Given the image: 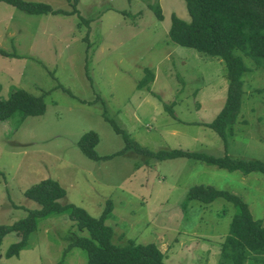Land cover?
<instances>
[{"label": "rangeland", "instance_id": "rangeland-1", "mask_svg": "<svg viewBox=\"0 0 264 264\" xmlns=\"http://www.w3.org/2000/svg\"><path fill=\"white\" fill-rule=\"evenodd\" d=\"M25 1L72 10L66 0ZM150 4L161 7L164 21ZM77 9L73 15H31L0 3V49L20 56L0 54V99L22 89L46 104L42 116L23 119L17 113L0 121V226L37 210L26 190L54 179L67 193L60 200L64 206L99 218L106 202H113L106 223L115 243H156L166 264H220L237 209L221 198L202 204L187 195L200 185L228 191L264 223V175L187 158H151L128 147L102 114L144 150L264 161V70L245 75L238 123L226 143L206 126L227 99L225 63L169 38L172 14L191 20L184 0H79ZM146 69L154 74L149 84L143 83ZM90 131L99 135L96 152L113 157L94 161L81 152L77 143ZM36 221L29 249L19 257L6 254L20 236H5L0 264L87 263L82 249L70 247L68 236L85 232L69 211Z\"/></svg>", "mask_w": 264, "mask_h": 264}, {"label": "trees", "instance_id": "trees-1", "mask_svg": "<svg viewBox=\"0 0 264 264\" xmlns=\"http://www.w3.org/2000/svg\"><path fill=\"white\" fill-rule=\"evenodd\" d=\"M66 1L72 7V10H67L68 12L52 8L48 4L25 0H0V3L31 15L77 14L79 0ZM184 1L191 20L188 22L172 14L169 38L180 46L194 49L202 55L225 63L229 83L227 99L214 122L206 126L215 129L227 143L229 136L234 134V124L238 123L245 94V75L254 70H264V0ZM150 8L159 21H164L159 5L150 4ZM0 54L4 57L20 58L19 55L9 54L1 49ZM244 58L251 60L253 66L249 67ZM153 80V72L146 69L143 83L149 84ZM45 112V102L22 89H14L8 99H0V121H7L17 113L25 119L42 116ZM102 117L117 133L123 134L128 147L135 146L139 152L159 161L187 158L229 172H241L245 176L251 173L264 175V161L261 160L233 158L228 155L214 157L182 150L160 152L144 150L137 143L130 141L128 134L108 116L107 112H104ZM99 142V135L90 131L80 138L77 146L87 158L94 161L113 157H101L96 152ZM66 194L65 189L54 179L43 180L26 190V198L34 201L39 208L12 226H0V247L10 232L17 233L21 238L10 247L6 254L7 258L19 257L22 251L29 249V238L37 229V217L47 218L69 211L78 231L85 232V235L72 232L68 236L70 247L80 248L87 254L86 264H166L165 254L156 243L143 245L132 239L121 244L114 242L115 231L106 223L113 216L114 204L111 200L106 202L101 216L95 218L82 207L62 205L60 200L65 198ZM220 198L232 203L237 209L229 233L221 245L223 260L220 264H264V223L253 218L248 205L241 197L204 185L192 187L187 195V201L196 200L202 204H211Z\"/></svg>", "mask_w": 264, "mask_h": 264}]
</instances>
